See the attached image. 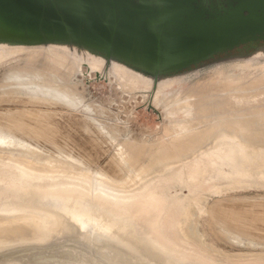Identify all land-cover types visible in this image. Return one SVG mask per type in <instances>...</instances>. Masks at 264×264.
Returning <instances> with one entry per match:
<instances>
[{"label": "bare ground", "instance_id": "bare-ground-1", "mask_svg": "<svg viewBox=\"0 0 264 264\" xmlns=\"http://www.w3.org/2000/svg\"><path fill=\"white\" fill-rule=\"evenodd\" d=\"M6 35L0 31V60L13 58L0 66L1 76L19 77L26 94H6L0 96V102L40 106L0 107V119L12 117L15 128L8 131L11 128L8 121L6 129L0 128V217L25 227L0 236V252L21 244L54 242L64 236L77 237L80 242L95 246L103 259H93L95 264H264V253L227 251L216 244L213 236H219L223 242L240 241L242 247L255 245L264 251V201L249 202L250 206L246 202L248 207L243 208L238 205L244 203L234 202L237 207L231 211L217 203L211 206L212 218L195 202L198 197L217 196L213 193L215 189L228 190L224 194H229L264 188V143L252 142H264V73L241 72L246 67L264 68L263 63L253 66L264 59V50L259 45L249 44L216 57L205 62V68L192 66L156 75L76 43L27 42L5 38ZM234 64L241 66L226 71L224 83L207 88V92L205 84L200 87L204 89L200 93L181 83L205 70ZM107 73L116 80L115 89L134 99L150 94L153 97L158 90L156 100L168 106L174 97L184 93L176 102L179 108H167L168 130H163L162 137L144 142L128 134L122 139L130 142L127 148L143 154L144 160L141 159L140 166L137 164L140 178L153 172L141 179L146 184L143 189L137 188L141 184L137 183V189L122 192L102 185L101 180H98L101 187L93 189L92 182L83 174L48 168L86 170L87 167L61 164L62 156L43 151L20 135L34 133L27 129L33 118L60 115L54 105L65 106L63 100L75 108L82 106L89 118L103 126L92 116L91 106L84 104V100L88 83L95 79L108 80ZM44 105L51 109L43 108ZM147 105L162 115L151 103Z\"/></svg>", "mask_w": 264, "mask_h": 264}, {"label": "water", "instance_id": "water-1", "mask_svg": "<svg viewBox=\"0 0 264 264\" xmlns=\"http://www.w3.org/2000/svg\"><path fill=\"white\" fill-rule=\"evenodd\" d=\"M0 31L9 39L87 46L158 75L263 43L264 0H0ZM161 51L167 56L155 63ZM71 239L76 244H55L28 259L9 255L0 264L103 260L95 246Z\"/></svg>", "mask_w": 264, "mask_h": 264}, {"label": "rangeland", "instance_id": "rangeland-1", "mask_svg": "<svg viewBox=\"0 0 264 264\" xmlns=\"http://www.w3.org/2000/svg\"><path fill=\"white\" fill-rule=\"evenodd\" d=\"M19 56H21V55H19ZM11 58H13V57H9V58L0 60V66H3L6 63H8L9 59H11ZM18 58H21V57H18ZM200 66L204 67V64H202ZM206 66H208V65H206ZM235 66H241V65H235L234 64V65H230V66H226V67H224V66L214 67V68H211L209 70H205L201 73H197V74H195V75H193V76H191L185 80H182L181 83L185 84V88H188L189 90L190 89H192L193 91L195 89L200 90L201 91V92L199 91L200 93H202V90H204L201 88H203V85L205 84L204 88H206L205 92H207V88H211V87L215 88L216 85L218 86L220 82L223 84L225 81V78H227V74L225 72L230 70V69L235 68ZM245 69L246 70L241 71L244 75H248L250 73H256V72H260V71L262 72V74L264 73V68H259V67L253 68L255 70V72H253L254 70L251 69L250 67H246ZM2 71L3 70L0 71V96H4L6 94L12 95L15 93L16 94L20 93V95H25L26 93L24 92L23 87L21 86L22 83L20 82L19 77L14 79L13 77H15V76L11 75V76H9V78L12 77L13 79H9V78L7 79L6 77L4 78L1 76L3 73ZM236 72H239L237 67H236ZM107 75L109 77L108 80H106L105 78L95 79V80H92L88 83V91L89 92L87 91L86 99L84 100V104H89L91 106L90 113L92 114V116L94 118H96L100 123H103L107 127L106 129L109 130L110 132L106 131L104 125L103 126L98 125L97 122H94V120L91 116H90V118H91L90 119L88 116L89 113H86L85 111H83L82 106H80L79 108H75L74 106H72L71 104L68 103L69 101L60 100V101H62L61 103L66 104L65 106L61 105V104L54 105V108L57 109V111H59L58 113H60V115L50 116L49 118L45 117V116H40L39 118H33L32 123L28 126L27 129H28V131H34V133L30 132L28 135L21 133L20 135L23 136L24 138H29L30 140H32V143L34 145L35 144L38 145L41 150L49 152L51 154L53 153V155L58 154V155L62 156L63 159H62V157L60 158V156H57L61 159V160L59 159L60 162H62V160H64V162H62L61 164L68 165L70 163L69 165H72V166L76 165L75 167H83V166L87 167L86 170H76V169H68V168H52V167H48V168H51L53 170H61L63 172H66V171L70 172L71 171L70 173H72V172L78 173L81 176L83 174V176L85 175V177L88 178L90 183L92 182L91 184L93 185V189H97L98 187H101V184L110 186V187L115 188V189H118L122 192H127L128 190H130V188H133V189L141 188V189H143L146 184L144 183L145 181L142 183V180L144 178L148 177L153 172H148L149 173V174H147L148 176L147 175H146V177L144 176L143 179H142V177L140 178V176L137 174L138 173L137 170L139 171L140 167L139 168H137V167H138V165L140 166L142 160H144L143 154L140 153V151L135 152L131 148H129V147L127 148L128 143H129L128 146H131L130 142H128L126 140L127 141V143H126V142L122 141V139L124 138L125 135L127 136L128 134H130L129 136H131V138H134V139H135V137H136V139L137 138L142 139V140L144 139V142L149 141V140L158 139L161 135H163L165 133V131L168 130V128L165 127V125H167L166 117H165V115L167 114L166 113L167 108H170L172 110L179 108L180 106H178V105H180V104H178L176 102H178V100L180 99V97L182 95H184V93L179 94L176 97H174V100H172L168 106H164V105H162V102L156 100L155 94L157 93L158 90L155 91L156 93L154 92L153 97H152V94H150L149 95L150 97L149 96H147V97L137 96V98L134 99V98H131V96L129 94H126V93L122 94V92L119 88H118L119 90L115 89L114 84L116 83L115 82L116 80H114V78L112 76H110L109 73H107ZM79 78L83 79V77H79ZM111 79L113 81H111ZM263 79H264V76H263ZM4 80L7 81V83L10 82L9 84L13 85V86H10ZM14 80L17 81V84L16 83L13 84ZM215 80L218 82H214ZM207 82H209V84L211 83L212 86L207 85L208 84ZM4 83H6L8 87ZM222 84H220V85H222ZM1 87H3L4 89H2ZM263 87H261V88H263ZM5 88H7V89H5ZM15 88H17V89H15ZM5 90H7V91H5ZM115 90L116 91L118 90L116 93L119 97L115 94ZM90 91H91V93H90ZM5 92H7V93H5ZM199 92H198V95L200 94ZM102 93H104V94L102 95ZM120 94H121V96H120ZM124 94L126 95L125 98H123L124 96H122ZM87 95H89V96H87ZM115 95L117 98L116 100H114ZM90 97H91V99H90ZM121 97H122V99H121ZM118 100H120V101H118ZM148 103H151V105L158 108L162 112V115L160 116V114L157 111H155L153 109V107H149L147 105ZM174 103H176V104H174ZM10 104H11V102H10ZM10 104L0 102V107L2 109H9L10 107L13 108L15 106L14 104H17L18 106H15L14 108H18V107L23 108L25 106L24 108L29 109V107L32 108L31 106H40L39 104L31 105V104H22V103H12L10 106ZM109 105H110V107H109ZM175 105H177V106L175 107ZM59 106H62V107L60 108ZM48 107L49 106H47V105L43 106V108H45V109H47ZM67 107H70V108H67ZM58 108H59V110H58ZM50 109L51 108H49L47 110H50ZM82 112L83 113L85 112V113L83 114ZM163 112H164V114H163ZM83 115L84 116L87 115L88 118L84 117ZM1 121L3 123H1ZM7 121H8V124H11L10 125L11 128L8 129V131L14 130L15 128L11 123V122H13L12 117L10 118V120H6L4 118H1L0 119V123H1L0 128H3V130L6 129V127H8V125H6ZM93 123H95V124H93ZM103 128L105 130H103ZM118 128H120L121 131H119L120 129H118ZM165 128H167V129H165ZM116 129H117V131H116ZM36 130H38V131H36ZM163 130H165V131H163ZM252 142L258 143V144L264 143V142H257V141H252ZM123 145H125L124 148H123ZM173 146L174 145L172 144V147H170V149H172ZM125 148H126V150H125ZM127 149H128V151H127ZM125 152H127V153H125ZM130 152H131V156H130ZM132 154H133V156H132ZM128 157H130V158H128ZM136 158H138V159H136ZM181 158H183V157H181ZM181 158H178V159L175 158V160L178 161ZM130 159H131V161H133L135 163H132L130 161ZM137 160H138V162H137ZM71 161H73V164ZM134 164H136V165H134ZM78 165H80V166H78ZM64 170H66V171H64ZM98 180H99V182H101V181H103V182H101V184H98L99 183ZM129 180H131V181H129ZM83 182L86 183L87 181L84 180ZM137 183H141V184L137 188H135ZM95 187H97V188H95ZM225 191H228V190H223L221 188L215 189V190H213V193H215V195H217V196L208 195L207 197L209 199L198 197L195 199V202H196L198 207L203 206V208L206 209L210 213L209 217L212 218V217H214V215H213V212L211 211V206L215 205L217 203H220L219 204L220 208L221 207L227 208L229 211H231L234 209V207H237V205H235L234 202L239 203V204L241 202L244 203L241 206L238 205L239 207L243 208L244 206L248 207L247 206L248 204H249V206H250V204H252L249 202L253 201V203L256 202V203L261 204L264 201V188H251V189H246V190H240L237 192L235 191V192H232L229 194H224ZM260 194H262V195H260ZM222 195H224V196H222ZM242 195H244V197H247V198H244ZM246 202H247V205H245ZM260 204H259V206L258 205L257 206L259 207V209H260V207L262 209L263 206H261ZM207 216L208 215H206V217H205L207 219L206 224H208V222H209V218ZM15 228L25 230L24 226L20 225L19 223H14L12 221V219L0 217V236L10 235L12 233V230ZM213 236H214V241L216 242V244L219 247H222L223 249H225L227 251L247 252L249 254L264 253V251H260V249L256 248L255 245H252L253 247L250 245H248V247H247V245H246L245 247H247V248H245V247H242V242H240V241H239L240 243L238 242L237 244H234V242L226 241V240L223 242V240L220 239L219 236H218V238H216L217 236L214 234H213ZM217 239H219V242ZM74 241L75 240H73L71 238L60 236V238L56 239L54 242H51V246L48 248H39V247H42L44 245V244H39V243L38 244H26V245L13 246L12 248H10V251L0 252V263L2 262L1 259L6 258V256L10 257L8 255H11L12 257L25 255L24 259H28V255H31L33 257L36 254H38L39 252H43V251H46L45 254L49 253V251L54 249L53 247H56V246H54L55 244H57V246L60 247L63 244H66V245L76 244V242H74ZM226 242H228V243H226ZM251 247L256 248V249H254V251H251V249H252ZM9 253H11V254H9ZM6 254H8V255H6Z\"/></svg>", "mask_w": 264, "mask_h": 264}, {"label": "snow or ice", "instance_id": "snow-or-ice-1", "mask_svg": "<svg viewBox=\"0 0 264 264\" xmlns=\"http://www.w3.org/2000/svg\"><path fill=\"white\" fill-rule=\"evenodd\" d=\"M238 7H243L242 5H239L238 4ZM167 56V53L164 52V51H161L159 54H158V57L156 59V61H154L155 63H162L163 60L166 58ZM151 66V65H150Z\"/></svg>", "mask_w": 264, "mask_h": 264}, {"label": "flooded vegetation", "instance_id": "flooded-vegetation-1", "mask_svg": "<svg viewBox=\"0 0 264 264\" xmlns=\"http://www.w3.org/2000/svg\"><path fill=\"white\" fill-rule=\"evenodd\" d=\"M259 48H262L264 50V43H261V44H258ZM263 63V66H264V59H261L259 61H257L253 66H258V65H261Z\"/></svg>", "mask_w": 264, "mask_h": 264}]
</instances>
